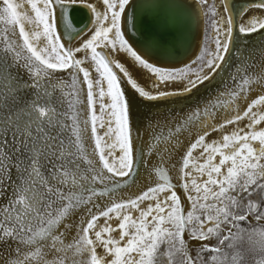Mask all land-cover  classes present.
<instances>
[{
    "label": "snow or ice",
    "instance_id": "obj_1",
    "mask_svg": "<svg viewBox=\"0 0 264 264\" xmlns=\"http://www.w3.org/2000/svg\"><path fill=\"white\" fill-rule=\"evenodd\" d=\"M178 7L0 0V264H222L244 233L264 264V0H198V52L160 66L134 43L165 48ZM217 77L178 115L139 111Z\"/></svg>",
    "mask_w": 264,
    "mask_h": 264
},
{
    "label": "bare ground",
    "instance_id": "obj_2",
    "mask_svg": "<svg viewBox=\"0 0 264 264\" xmlns=\"http://www.w3.org/2000/svg\"><path fill=\"white\" fill-rule=\"evenodd\" d=\"M163 2L180 6L170 10L171 12L177 13L180 17V30L175 34V38L172 36H166L165 38L169 41V43L163 49H147L141 43H134V47H136L142 55L146 56V58L158 63L160 66L180 67L184 63H187L189 59L194 58V54L198 51V45L201 38L200 17L198 15V9L196 8L198 0H163ZM217 2H219V0H217ZM233 2L237 5H243L247 2V0H233ZM117 59L125 64L128 70L132 73L133 77L138 79V82L142 85L147 84L150 87V73L136 65L133 62V59L127 56V54L121 53ZM222 77L223 82L231 83V81L228 80L227 72L223 73ZM223 82L221 77H217L216 80L205 82L203 87L198 86L199 91L195 94L152 102L148 106L142 105L139 111L142 114H148L149 112L154 114L160 112L164 115H169V112H171L172 115H178L181 110L187 111L190 107L194 106L197 101L203 103V101L207 100L211 96H214L218 89H222ZM169 119H171V116H169ZM246 122L247 121H245V123ZM241 127H243V125H241ZM260 127H264V123L258 125L257 129ZM247 130L248 129H245V131ZM254 146L258 145L254 142ZM195 154L197 153H194V155ZM138 181V184L123 187L116 193V197L136 193L138 188L142 184L146 183V180L143 177H138ZM107 199V197H104L98 202L104 204L107 202ZM111 223L112 225L116 224V219L113 218ZM114 234L118 236V231Z\"/></svg>",
    "mask_w": 264,
    "mask_h": 264
},
{
    "label": "rangeland",
    "instance_id": "obj_3",
    "mask_svg": "<svg viewBox=\"0 0 264 264\" xmlns=\"http://www.w3.org/2000/svg\"><path fill=\"white\" fill-rule=\"evenodd\" d=\"M133 62L135 63L134 60H133ZM100 223H103V218H101ZM113 227H115V224L113 225ZM114 235H116V234H114ZM257 239L258 238L256 236H252V238L249 239V233L242 234V237L234 243L233 248L229 249V248L225 247V253H227V259L224 260L222 262V264H231L232 255L234 252H237V251L243 257L241 264H253L252 251L251 250L254 247ZM221 255L223 256V253Z\"/></svg>",
    "mask_w": 264,
    "mask_h": 264
}]
</instances>
